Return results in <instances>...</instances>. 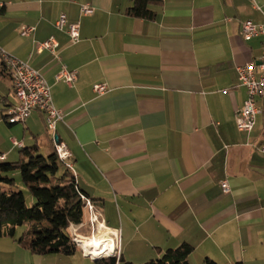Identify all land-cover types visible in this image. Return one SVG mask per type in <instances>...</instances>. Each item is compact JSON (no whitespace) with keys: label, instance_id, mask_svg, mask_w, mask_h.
I'll return each instance as SVG.
<instances>
[{"label":"crops","instance_id":"obj_1","mask_svg":"<svg viewBox=\"0 0 264 264\" xmlns=\"http://www.w3.org/2000/svg\"><path fill=\"white\" fill-rule=\"evenodd\" d=\"M256 1L260 9L254 0H158L148 19L128 14L131 0H0V48L45 76L63 112L55 132L39 110L9 122L17 98L0 55V154L19 159L13 139L44 155L65 142L125 260L160 258L186 242L190 264H264V95L255 128L236 123L247 97L238 67L264 51V0ZM62 13L79 25L77 42L57 28ZM247 20L263 32L246 41ZM24 26L34 30L23 35ZM52 36L60 60L37 49ZM62 63L78 72L73 86L56 80ZM97 83L107 92H95ZM9 239L5 264H100L81 251L37 255Z\"/></svg>","mask_w":264,"mask_h":264},{"label":"trees","instance_id":"obj_2","mask_svg":"<svg viewBox=\"0 0 264 264\" xmlns=\"http://www.w3.org/2000/svg\"><path fill=\"white\" fill-rule=\"evenodd\" d=\"M131 2L127 10L129 15L148 19L155 16L150 5L158 0ZM19 148L18 160L0 158V237L15 238L17 228L25 226L16 240L34 254L73 255L81 251L73 240L70 226L85 221L86 202L82 194L90 196L80 188L74 171L58 157L55 149L44 155L36 145L24 147L23 144ZM17 175L31 197V205L18 184ZM192 251L193 246L184 242L175 249L166 250L160 258L143 263H134L121 256L97 261L100 264H190ZM206 261L218 264L212 259Z\"/></svg>","mask_w":264,"mask_h":264},{"label":"built area","instance_id":"obj_3","mask_svg":"<svg viewBox=\"0 0 264 264\" xmlns=\"http://www.w3.org/2000/svg\"><path fill=\"white\" fill-rule=\"evenodd\" d=\"M256 8L260 9L257 1L254 0ZM82 10L85 13L92 11L89 4H84ZM56 26L60 30H65L71 37L73 42H77L80 38L79 25L76 23H69L65 14H61L56 21ZM34 27L24 26L22 30L23 35H29ZM263 32V26L257 25L250 20L242 23L243 38L247 41L252 39L255 35ZM58 46L57 39L52 36L44 42L37 44V49L50 50L56 59L60 60V55L56 51ZM0 55L6 67L10 70L13 82L14 93L17 102L6 108V119L11 123H25L28 117L34 110L42 111L45 114L47 129L55 132L59 121L63 120V112L58 109L53 102L51 86L46 80L45 76L37 69L33 68L27 61L21 60L18 57L6 52L0 48ZM240 85L244 86L247 91V97L243 103L242 108L236 113V123L241 131L251 132L256 126L257 114L260 112L256 104L257 96L264 95V51L260 57L259 62L252 61L238 67ZM77 70H71L66 64L62 63L59 72L56 74L57 81H64L69 86H73L77 80ZM94 90L98 94H104L108 90L106 83H97L94 85ZM13 143L22 147L23 142L13 139ZM54 149L58 157L73 170L71 163L72 153L67 144L63 141H55ZM260 151L264 158V145L260 147ZM5 154H1L0 158H4ZM75 173V172H74ZM76 175V174H75ZM224 192L231 191L228 180L222 182ZM82 198L86 202L85 209L88 213L91 226H96L97 230L102 229L104 233L111 236L115 241L114 252L110 257H120L119 238L120 233L118 230L109 229L105 222L102 220V214L93 200L82 194ZM72 229V230H71ZM73 240L80 248L81 253L92 259L95 258L92 254L86 252L83 247L84 239L88 238L78 233L75 224L70 226ZM95 235V234H93ZM109 256H104L107 258Z\"/></svg>","mask_w":264,"mask_h":264},{"label":"rangeland","instance_id":"obj_4","mask_svg":"<svg viewBox=\"0 0 264 264\" xmlns=\"http://www.w3.org/2000/svg\"><path fill=\"white\" fill-rule=\"evenodd\" d=\"M19 124H17V125H19ZM5 161H7V160H5ZM16 178L18 179L19 186L26 193V197H27V201H28L29 205H31V199H30L31 197H30L26 187L20 182L19 175H17ZM76 227L78 229L77 230L78 233H80L81 235H84L85 237L93 236V234H99V235L100 234H107V233H104V230H102V229L97 230L96 226L95 227L91 226L87 211H86L85 221L82 224L76 225ZM24 228H25V226H20V227L17 228V234L15 236L16 239L19 238V236L21 235V232L23 231ZM3 238L0 237V240H1L0 241V264H3V263L5 264V262H3V261H5L6 259H9V258L12 257L11 256L12 254H10V253L13 251L12 249H14V247H12L11 243L7 244V243H3L2 242L4 240H9V242H11V239H9L10 237H6V239H3ZM83 244H84V242H83ZM110 251L114 252V249L103 250L100 253V255H96L95 257L109 256V255L112 254V252L108 253ZM4 252H6V253H4ZM113 257H117V256H113Z\"/></svg>","mask_w":264,"mask_h":264},{"label":"bare ground","instance_id":"obj_5","mask_svg":"<svg viewBox=\"0 0 264 264\" xmlns=\"http://www.w3.org/2000/svg\"><path fill=\"white\" fill-rule=\"evenodd\" d=\"M84 240V244H82L85 250L93 256L100 255L103 250L115 248V241L108 234H95Z\"/></svg>","mask_w":264,"mask_h":264},{"label":"water","instance_id":"obj_6","mask_svg":"<svg viewBox=\"0 0 264 264\" xmlns=\"http://www.w3.org/2000/svg\"><path fill=\"white\" fill-rule=\"evenodd\" d=\"M110 257V256H109ZM101 258H104V256H102V257H95L94 259L95 260H98V259H101Z\"/></svg>","mask_w":264,"mask_h":264}]
</instances>
